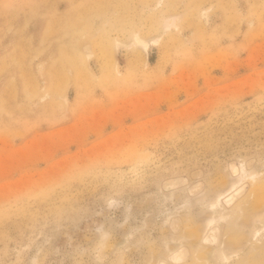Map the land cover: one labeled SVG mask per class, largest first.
Segmentation results:
<instances>
[{
    "label": "rangeland",
    "instance_id": "obj_1",
    "mask_svg": "<svg viewBox=\"0 0 264 264\" xmlns=\"http://www.w3.org/2000/svg\"><path fill=\"white\" fill-rule=\"evenodd\" d=\"M0 264H264V0H0Z\"/></svg>",
    "mask_w": 264,
    "mask_h": 264
},
{
    "label": "bare ground",
    "instance_id": "obj_2",
    "mask_svg": "<svg viewBox=\"0 0 264 264\" xmlns=\"http://www.w3.org/2000/svg\"><path fill=\"white\" fill-rule=\"evenodd\" d=\"M144 51H145V52L148 51V46H145ZM7 79H8V78H7ZM171 80H172V79H171ZM4 84H5V83H4ZM170 88H171V87H170ZM151 107H152V106H151ZM99 126H100V125H99ZM103 126H104V125H103ZM95 127H96V126H95ZM64 130H65V129H64ZM85 132H86V131H85ZM53 134H54V133H53ZM85 134H86V133H85ZM85 134H84V135H85ZM52 141H53V140H52ZM59 145H60V144H59Z\"/></svg>",
    "mask_w": 264,
    "mask_h": 264
}]
</instances>
